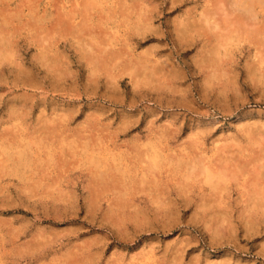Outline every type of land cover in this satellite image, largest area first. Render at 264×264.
I'll return each mask as SVG.
<instances>
[{
	"label": "rangeland",
	"instance_id": "1",
	"mask_svg": "<svg viewBox=\"0 0 264 264\" xmlns=\"http://www.w3.org/2000/svg\"><path fill=\"white\" fill-rule=\"evenodd\" d=\"M175 1L0 0V35L4 29L10 35L15 31L11 40L16 54L10 51L14 56L5 59L0 53V153L7 158H0V264H169L176 255L185 257L180 264H193L194 255L202 264L224 257L264 262L236 248L208 246L214 238L216 243L231 239L243 248L264 245V230L247 243L238 220L249 203L252 169L246 162L256 150L250 149L245 129L251 136L257 129L264 141V12L244 23L239 18L244 6H234L239 0ZM179 19L186 27L184 40ZM63 21L69 30L57 25ZM224 33L228 38L241 34V42L228 48ZM43 36L58 43L55 50L65 63L60 79L31 64L41 61L35 48L46 42ZM80 43L108 45L119 54L116 59H123L119 70L103 66L92 76ZM147 61L166 75L150 77L143 67ZM256 68L260 72L254 73ZM10 113H17L19 120L13 122ZM44 116L51 121L49 131L58 132L47 133ZM35 129L42 130L43 137L33 134ZM17 135L22 137L13 142ZM230 145L242 158L236 157V164L247 170L244 175L221 179L213 189L206 175L191 174V158L205 155L215 161L220 148ZM212 195L222 213L228 207L233 213L234 227L226 226L223 237L215 235L207 220L189 227L195 212L210 206Z\"/></svg>",
	"mask_w": 264,
	"mask_h": 264
},
{
	"label": "bare ground",
	"instance_id": "2",
	"mask_svg": "<svg viewBox=\"0 0 264 264\" xmlns=\"http://www.w3.org/2000/svg\"><path fill=\"white\" fill-rule=\"evenodd\" d=\"M22 1V0H21ZM85 1H87V0H85ZM175 1V0H174ZM178 1V0H177ZM177 1H175L176 3H177ZM233 1V0H232ZM23 2H24V0H23ZM22 2V3H23ZM93 1H91V3H92ZM95 3V2H94ZM145 3V2H144ZM236 2H234V6H236V5H240V4H242V6H244V14L242 15V17H239L240 19L241 18H243L242 19V22H244V21H246L247 19L249 20V22H250V20H253V19H257L263 12H264V0H239V2L237 3V4H235ZM3 4V2L1 3V5ZM29 4V3H28ZM86 4V2L83 4V5H85ZM219 4H220V2H219ZM8 5V4H7ZM223 5V4H222ZM232 5L233 4H231V6H230V8H232ZM4 6H5V4H4ZM18 6V5H17ZM55 6V5H54ZM86 6V5H85ZM93 6V5H92ZM96 6V5H95ZM131 6V5H130ZM208 6V5H207ZM216 6V5H215ZM3 7V6H2ZM7 7V6H6ZM28 7V6H27ZM89 7V6H88ZM239 7V6H238ZM18 8V7H17ZM22 8V7H21ZM21 8H19V9H21ZM104 8V7H103ZM215 8H217V7H215ZM214 8V9H215ZM243 8V7H242ZM85 9V8H84ZM89 9V8H88ZM97 9H98V7H97ZM212 9V8H211ZM239 9V8H238ZM237 9V7H236V10H238ZM3 10V9H2ZM5 10V9H4ZM4 10H3V13L2 14H4ZM15 10V9H14ZM83 10V9H82ZM92 10V9H91ZM115 10V9H114ZM113 10V11H114ZM145 10V9H144ZM219 10L220 9H217V11L219 12ZM235 10V9H234ZM240 10V9H239ZM238 10V11H239ZM242 10V11H243ZM5 11H7V8H6V10ZM17 11V10H16ZM15 11V12H16ZM70 11H71V9H70ZM148 11V10H147ZM216 11V10H215ZM221 11V10H220ZM232 11V10H231ZM2 12V11H1ZM8 12V11H7ZM38 12V11H37ZM57 12V11H56ZM58 12H61V11H58ZM92 12V11H91ZM90 12V13H91ZM123 12V11H122ZM62 13V12H61ZM88 13V12H87ZM114 13V12H113ZM1 14V13H0ZM70 14H71V12H70ZM75 14V13H74ZM73 14V15H74ZM153 14V13H152ZM232 14V13H231ZM264 14V13H263ZM262 14V15H263ZM31 15V14H30ZM54 15H55V13H54ZM83 15L84 16H86L84 13H83ZM82 15V16H83ZM145 15V14H144ZM193 15V14H192ZM213 15V14H212ZM214 15H216V13L214 14ZM219 15H221V14H219ZM218 14H217V16H219ZM224 15V14H223ZM226 15V14H225ZM238 15H240L239 13H238ZM5 16V15H4ZM59 16H60V18H61V14H59ZM58 16V17H59ZM80 16V15H79ZM112 16V15H111ZM132 16V15H131ZM147 16V15H146ZM187 16V15H186ZM208 16V15H207ZM210 16V15H209ZM32 17V16H31ZM56 17V16H55ZM58 17H56L57 19H58ZM74 17V16H73ZM81 17V16H80ZM89 17V16H88ZM87 17V18H88ZM144 17V16H143ZM151 17V16H150ZM82 18V17H81ZM145 18V17H144ZM148 18V17H147ZM181 18H183V17H181ZM209 18V17H208ZM221 18V17H220ZM238 18V17H237ZM264 18V17H263ZM1 20H2V18H0ZM11 19V18H10ZM34 19V18H33ZM42 19V18H41ZM54 20H55V18H53ZM199 19V18H198ZM35 20H37V19H35ZM34 20V21H35ZM58 20H61V19H58ZM63 20V19H62ZM66 20V19H65ZM69 20V19H68ZM70 20H71V18H70ZM148 20H150V19H147L146 20V23H148L147 21ZM180 20V19H179ZM187 20V19H186ZM190 20V19H189ZM204 20V19H203ZM216 20V19H215ZM214 20V21H215ZM218 20H219V18H218ZM218 20H216V22L218 21ZM225 20V19H224ZM232 20V19H231ZM248 20L246 21V22H248ZM8 19L6 20V17H4V19H3V23H4V25H7V23H8ZM39 21V20H38ZM82 21V20H81ZM89 21V20H88ZM192 21V20H191ZM198 21V20H197ZM214 21H211V22H214ZM220 21H222V20H219L217 23L218 24H220ZM227 21V20H226ZM229 21H230V19H229ZM233 21V20H232ZM35 22H37V21H35ZM42 22V21H41ZM51 22H52V20H51ZM58 22V21H57ZM67 22V21H66ZM65 22V23H66ZM86 22V21H85ZM151 22V21H150ZM178 22V21H177ZM180 23H179V27H181L180 29L182 30L180 33H179V37L182 39V40H184L186 37H185V35H186V27H185V25H184V22L182 21L181 22V20L179 21ZM187 22V21H186ZM185 22V23H186ZM210 22V23H211ZM231 22V21H230ZM11 23H13V20L11 21ZM67 23H69V22H67ZM73 23V22H72ZM72 23H71V25H72ZM80 23V22H79ZM135 23V22H134ZM145 22H143V25H147V24H144ZM189 23V22H188ZM193 23V22H192ZM210 23H207L208 25L210 24ZM223 23H225L224 21L222 22V26H225L226 27V25L228 24V23H225V24H223ZM232 24H233V22H231ZM245 23V22H244ZM262 23V22H261ZM54 24H55V22H54ZM63 24V28H65V27H67L69 24H67V26H65L64 25V21L63 22H59L57 25H62ZM78 24V23H77ZM76 24V25H77ZM89 24V23H88ZM232 24H231V26H232ZM234 24H235V22H234ZM53 25V24H52ZM84 25V24H83ZM83 25H82V27H83ZM149 25V24H148ZM211 25H212V23H211ZM211 25H209V28H210V26ZM215 25V24H214ZM53 26H55V25H53ZM65 26V27H64ZM79 26V25H78ZM85 26V25H84ZM137 26V25H136ZM218 27V25H215V27ZM220 26V25H219ZM228 26V28L229 29H227L226 31H228V30H230L231 29V27H230V25L228 24L227 25ZM256 26V25H255ZM1 27H2V25H1ZM4 27V26H3ZM39 27V26H38ZM70 27V26H69ZM71 27H74V25H72ZM71 27H70V30H71ZM86 27V26H85ZM152 27V26H151ZM150 27V28H151ZM212 28H213V26H211ZM214 27V28H215ZM221 27V26H220ZM238 27H240V26H238ZM246 27V26H245ZM257 27V26H256ZM263 27V26H262ZM261 27V28H262ZM35 28V27H34ZM60 28H61V26H60ZM62 28V29H63ZM68 28V27H67ZM79 28V27H78ZM99 28V27H98ZM194 28V27H193ZM227 28V27H226ZM237 28V27H236ZM235 28V30L236 31H238L237 29ZM250 28V27H249ZM38 29H40V28H38ZM54 29V28H53ZM56 29H59V28H57L56 27ZM56 29H54V30H56ZM61 29V30H62ZM76 29V28H75ZM86 29V28H85ZM85 29H83V30H81V29H79L80 30V33L81 32H83V33H85ZM144 29V28H143ZM142 29V30H143ZM216 29H220V28H216ZM223 29V28H222ZM222 29H220V30H222ZM242 29V28H241ZM263 29V28H262ZM47 30V29H46ZM51 30H52V28H51ZM68 30H69V28H68ZM72 30H74V28H72ZM78 29H77V31H79ZM97 30V29H96ZM146 30V29H145ZM197 30V29H196ZM215 30V29H214ZM213 30V31H214ZM240 30V29H239ZM10 31V30H9ZM50 31V30H49ZM49 31H47V32H49ZM53 31V30H52ZM51 31V32H52ZM58 31V30H57ZM87 31V30H86ZM216 31V30H215ZM232 30H230V32H231ZM2 32H4L3 33V35L0 37V53H4L6 56H5V59H6V57L9 55H11V57H13L14 55H16L15 54V52L12 50V38H13V34H15L14 32H13V34L11 33V35L10 34H7V32L8 31H6L5 29L2 31ZM10 32H12V31H10ZM54 32H56V31H54ZM54 32H52V34L54 33ZM201 32V31H200ZM220 32V31H219ZM222 32V31H221ZM220 32V33H221ZM229 31H228V33H230ZM77 33V32H76ZM83 33H81V35L83 34ZM241 33V32H240ZM0 34H2V33H0ZM51 34V35H52ZM68 34V33H67ZM77 34H79V33H77ZM225 34V35H224ZM223 35L226 37L227 36V33H224ZM232 35L230 36V38H228V37H224L223 36V44L225 43L226 45H227V47L229 46L230 47V45H232V43H240L241 42V39H242V37H240L241 39H238L239 38V36H241V34L240 35H238L237 36V33L235 34V33H231ZM235 34V35H234ZM80 35V34H79ZM195 35V34H194ZM222 35V34H221ZM221 35H218V36H221ZM245 35V34H244ZM41 36V35H40ZM40 36H39V39H40ZM49 36V35H48ZM86 36V35H85ZM90 36V35H89ZM89 36H87L88 38H89ZM229 36V35H228ZM79 38V37H78ZM77 38V39H78ZM83 38V37H82ZM92 38V37H91ZM90 38V39H91ZM179 38V39H180ZM225 38V39H224ZM247 38V37H246ZM248 38H250L249 36H248ZM37 39V36L35 37V40ZM43 39H44V36H43ZM41 40L42 42L43 41H46V42H44V43H37L36 44V50H37V57H39L40 58V60L41 61H37L38 62V64H36V62H30L31 64H33L34 66H37L38 68H39V65H40V67H43V68H45L46 69V71L48 72V73H51V74H53L52 75V77H56V78H59L60 79V77H58V76H60V75H63V68H64V66H65V63H63V61H62V59L60 58V57H58V51L56 52V50L55 49H57L56 48V45L58 44V43H56V42H52L50 39L49 40H46V39H44V40ZM87 39V38H86ZM89 39V40H90ZM94 39V38H93ZM93 39H91V40H93ZM222 39V38H221ZM255 39V38H254ZM15 40V39H14ZM78 40H81V38H79ZM220 40V39H219ZM218 40V41H219ZM253 40V39H252ZM259 40V39H258ZM36 41H38V40H36ZM58 41V40H57ZM96 41V40H95ZM145 41V40H144ZM14 42V41H13ZM35 42V41H34ZM40 42V41H39ZM86 42V41H85ZM87 42H88V40H87ZM90 42H92V41H90ZM97 42V41H96ZM186 42V41H185ZM15 43V42H14ZM82 43H80L79 44V46L81 45ZM90 44V43H89ZM102 44H104L105 45V43L103 42ZM109 44V43H108ZM222 44V43H221ZM218 45V44H217ZM225 45V46H226ZM109 46L111 47V45L109 44ZM18 47V46H17ZM107 48H104V47H100V46H98V47H96V45H94L93 43L91 44V45H83L82 44V55H81V57H84V59H87L88 60V67L90 68L89 69V71H90V73H91V75L92 76H97L99 73H101V69H102V67L103 66H105L104 67V69L106 68H109V69H111V67L113 68L112 70H116V69H118L119 70V67H120V64H122L123 63V59L120 57V58H117L116 59V57L115 56H117V57H119V54H117L116 53V55H114V52H111L110 51V49H108V45L106 46ZM226 47V48H227ZM228 47V48H229ZM256 47V46H255ZM80 48V47H79ZM78 48V49H79ZM126 48V47H125ZM218 48H221L220 47V45L218 46ZM15 49V48H14ZM59 49V48H58ZM34 50V49H33ZM118 50V49H117ZM14 54H12L11 52ZM127 51V50H126ZM125 51V53L124 54H129V53H127ZM224 51H225V47H224ZM261 51V50H260ZM27 52V51H26ZM80 52H81V49H80ZM116 52H118V51H116ZM120 52H122V51H120ZM205 52V51H204ZM9 53H11V54H9ZM225 53V52H224ZM122 54V53H121ZM227 54V53H226ZM257 54V53H256ZM20 55V54H19ZM232 55V54H231ZM259 56H260V54H258ZM1 56V55H0ZM122 56V55H121ZM125 56V55H124ZM157 56V55H156ZM2 57H4V56H2ZM112 57H114L115 58V60H114V58H112ZM258 57V56H257ZM151 58V57H150ZM216 58V57H215ZM222 58V57H221ZM224 58V57H223ZM264 58V57H263ZM3 59V58H2ZM1 58H0V60H2ZM118 59L121 61V63H119L118 62ZM160 59V58H159ZM8 60H9V58H8ZM15 60H16V58H15ZM36 60H38V59H36ZM213 61L212 62H215L214 60L215 59H212ZM258 60V59H257ZM19 61V60H18ZM115 61H117L118 62V64H113ZM126 61V60H125ZM145 61V60H144ZM218 61H219V59H218ZM235 61H236V59H235ZM261 61H263V60H261ZM5 62V61H4ZM14 62V61H13ZM17 62V61H16ZM15 62V63H16ZM27 62V61H26ZM140 62H142V61H140ZM148 62V61H147ZM221 62V61H220ZM256 62V61H255ZM3 63V62H2ZM87 63V62H86ZM143 63V62H142ZM159 63V62H158ZM204 63V62H203ZM218 64L219 62H215V64ZM13 64V63H12ZM130 64H132V63H130ZM135 66H136V64L135 63H133ZM145 64L146 65H143V67H144V69L143 68H141L140 67V69L142 70H144V71H147V73H148V75H150V77H152L153 78V76L155 75V74H157V73H159V72H163L162 74L165 76L166 75V72L167 71H160V70H156V68H155V65H153V63L152 62H148V63H146L145 62ZM167 64V63H166ZM209 64V63H208ZM212 64V66H213V63H211ZM220 64H222V63H220ZM1 65V64H0ZM15 65V64H14ZM126 65V64H125ZM127 65H129V64H127ZM21 66V65H20ZM107 66V67H106ZM141 66V65H140ZM256 66H257V64H256ZM31 67V66H30ZM33 67V66H32ZM37 67H36V69H37ZM129 67V66H128ZM130 67H132L133 68V66H130ZM136 67H138V66H136ZM209 67H210V64H209ZM213 67H215V66H213ZM132 68L131 69H129V70H132ZM167 68V67H166ZM19 69H20V67H19ZM35 69V70H36ZM40 70H41V68H39ZM261 70L260 71H262L261 73H263V70H264V68H263V66L260 68ZM139 70V69H138ZM259 70V68H256L255 69V71H254V73L255 72H260V71H258ZM174 71V70H173ZM22 73H23V71H21ZM216 72H218V71H216ZM57 73V74H56ZM110 73V72H109ZM114 73V72H113ZM113 73H112V75H113ZM123 73H127V72H123ZM23 74H25V73H23ZM23 74H21V75H23ZM111 74V73H110ZM116 74V73H115ZM137 74V73H136ZM141 74V73H140ZM143 74V73H142ZM215 74V73H214ZM213 74V75H214ZM218 74V73H217ZM257 74H259V73H257ZM58 75V76H57ZM105 75V74H104ZM107 75H109L108 73H107ZM119 75V74H118ZM122 75V74H121ZM121 75H120V78H121ZM161 75V74H160ZM170 75V74H169ZM172 75H174V74H172ZM17 76V75H16ZM43 76V75H42ZM111 76V75H110ZM109 76V77H110ZM114 76V75H113ZM158 76V75H157ZM257 76V75H256ZM260 76V75H259ZM259 76H257V77H259ZM112 77V76H111ZM144 77V76H143ZM147 77V76H146ZM159 77V76H158ZM157 77V78H158ZM162 77V76H161ZM263 78H264V76H262ZM112 78H114V77H112ZM116 78H118V76L116 77ZM116 78H114L113 80H115ZM133 78V77H132ZM167 78V77H166ZM252 78V77H251ZM137 79V78H136ZM162 79V78H161ZM164 79V78H163ZM173 79V78H172ZM176 79V78H175ZM253 79V78H252ZM34 80V79H33ZM88 80V79H87ZM112 80V79H111ZM96 81V80H95ZM141 81H142V79H141ZM140 81V82H141ZM161 81V80H160ZM170 81V80H169ZM179 81V80H178ZM258 81H259V79H258ZM136 82H137V80H136ZM218 82V81H217ZM223 82V81H222ZM98 83V82H97ZM174 83V82H173ZM229 83V82H228ZM112 84V83H111ZM118 83H116L115 82V85H117ZM163 84V83H162ZM212 86H214V85H212ZM3 87V86H2ZM14 87V86H13ZM114 88L116 89V87L114 86ZM117 88H118V86H117ZM214 90V89H213ZM221 91V90H220ZM63 92V91H62ZM92 92V91H91ZM255 92V91H254ZM3 94V93H2ZM27 94V93H26ZM163 94V93H162ZM108 95V94H107ZM2 97V96H1ZM93 98V97H92ZM259 98V97H258ZM258 98H256L255 100L257 101V102H259L260 101V99H259V101L257 100ZM1 100V99H0ZM24 101H25V99H24ZM47 101V100H46ZM11 103V102H10ZM12 105V104H11ZM39 107V106H38ZM10 108V107H9ZM33 108H34V106H33ZM53 108V107H52ZM21 109V108H20ZM41 109V108H40ZM19 110V109H18ZM29 110V109H28ZM35 110V109H34ZM104 110V109H103ZM15 111H16V109H15ZM25 111V110H24ZM4 112V111H3ZM17 112V111H16ZM21 112V111H20ZM45 112V111H44ZM227 113V112H226ZM10 114H12L11 116H13V119L12 120H14L13 122H15V121H17V120H19V116H16V114L14 113H10ZM23 114V113H22ZM26 115V114H25ZM40 115H42V114H40ZM54 115V114H53ZM59 115V114H58ZM57 115V116H58ZM232 115V114H231ZM262 115V114H261ZM11 116H8V117H11ZM62 116H64V114H62ZM62 116H61V118H62ZM74 116V115H73ZM43 117V116H42ZM52 117V116H51ZM92 117V116H91ZM98 117V116H97ZM26 118V117H25ZM47 117H45L44 116V118H42V121L43 122H46L45 123V130L47 131V133L48 132H51V131H49V128L47 127L48 126V123H50L51 121H50V119L49 120H47L46 119ZM61 118L59 119V120H61ZM250 118H252V117H250ZM21 119V118H20ZM23 119V118H22ZM27 119V118H26ZM56 119V118H55ZM52 120H54L53 118H52ZM64 120V119H63ZM25 121V120H24ZM65 121V120H64ZM89 121V120H88ZM125 121V120H124ZM250 121V120H249ZM9 122V121H8ZM23 122V121H22ZM53 122V121H52ZM66 122H67V120H66ZM126 122V121H125ZM255 122V121H254ZM259 122V121H258ZM263 122V121H262ZM60 123V122H59ZM82 123V122H81ZM256 123V122H255ZM260 123V122H259ZM15 124V123H14ZM13 124V125H14ZM54 124V123H53ZM86 124V123H85ZM88 124V123H87ZM252 124H254V123H252ZM18 125V124H17ZM90 125V124H89ZM19 126H21V125H19ZM53 126V125H52ZM246 126V125H245ZM255 126H257V124L255 125ZM261 126V125H260ZM6 127V126H5ZM19 128L18 126H16L15 125V128ZM33 127V126H32ZM175 127V126H174ZM10 128H11V126H10ZM56 128V127H55ZM245 128V127H244ZM261 128H262V126H261ZM21 129V128H20ZM34 129V128H33ZM264 129V128H263ZM16 130V129H15ZM126 130V129H125ZM193 130V129H192ZM11 131V130H10ZM17 131V130H16ZM55 131V130H54ZM53 131V128H52V132H54ZM56 131H57V128H56ZM55 131V132H56ZM204 131V130H203ZM202 131V132H203ZM256 131H258L257 129H255L254 130V132H253V134L255 135L256 134ZM51 132V133H52ZM58 132V131H57ZM199 132V131H198ZM197 132V133H198ZM202 132H199V133H202ZM239 132V131H238ZM242 132H244V131H242ZM241 132V133H242ZM263 132V131H262ZM17 133H19L18 131H17ZM162 133V132H161ZM203 133H205V132H203ZM237 133V132H236ZM240 133V132H239ZM248 133V139H247V141L248 142H250L251 143V150L253 149L252 147H254L255 149V151H252V152H250V157L252 156V158H251V160H248L246 163H248V164H251V169H252V172L250 173V171L248 172L249 173V177H250V183H249V187H250V189H249V191H250V194H249V203L247 204V206H245L246 208H244V210L239 214V217H238V220L240 221V223H241V225H240V228L242 227L244 230V233L243 234H245L243 237H244V239H246V241H247V243H252V241L264 230V141H262L261 140V135H258V134H256L255 135V138L253 137L254 135H252L251 136V131L249 132L248 130L246 131V129H245V132H244V134H247ZM33 134H39L40 135V137L42 136L43 137V134H45L42 130H34V132H33ZM33 134H32V136H33ZM238 134V133H237ZM243 134V135H244ZM260 134H262V133H260ZM47 135V134H46ZM169 135V134H168ZM235 135V134H234ZM240 135H242V134H240ZM24 136V135H23ZM201 136V135H200ZM257 136V137H256ZM258 136H260V137H258ZM14 137V136H13ZM22 137V135H17L16 137H14L13 138V142H16V140L17 139H19V138H21ZM35 137H37V135H35ZM232 137V136H231ZM236 137H238L239 138V136H236ZM241 137V136H240ZM9 138H11V137H9ZM70 138V137H69ZM195 138V137H194ZM233 138V137H232ZM244 138V137H243ZM39 139V138H38ZM68 139V138H67ZM196 139V138H195ZM194 139V140H195ZM23 140H25V139H23ZM197 140V139H196ZM195 140V141H196ZM229 140V139H228ZM233 140V139H232ZM239 140H240V138H239ZM238 140V141H239ZM2 141H4V140H2ZM66 141V140H65ZM101 141V140H100ZM235 141V140H234ZM240 141H242V140H240ZM198 142V141H197ZM24 143V142H23ZM91 143V142H90ZM224 143V142H223ZM228 143V142H227ZM239 143V142H238ZM241 143V142H240ZM239 143V144H240ZM25 144V143H24ZM27 144H28V141H27ZM31 144V143H30ZM29 144V145H30ZM192 145V144H191ZM221 145V144H220ZM234 145H236V144H234ZM78 146V145H77ZM21 147H24L23 145H21ZM27 147V146H26ZM241 147V146H240ZM6 148V147H5ZM28 148V147H27ZM221 148H223V149H221ZM220 148V150L218 151L219 153H217L216 155H217V157H215V161H213L211 158H209V157H206L205 155L204 156H202V158H191L189 161H186L185 160V164H186V162H189L188 163V167H189V169L191 170L190 172H191V174L192 175H199V174H203L204 176L206 175L207 176V179L212 183V185H211V187H213V189H215L216 188V186H218V182L221 180V179H223V180H228L229 179V176H230V178L231 179H234V177L236 176V177H240L239 175H242L241 173H243V175H244V171L246 170L245 168H242L241 170H240V167L242 166H239V164H236V163H238V159L239 160H241L242 158L241 157H238L237 156V154H234V153H232L231 152V150L232 149H230L231 148V145H230V147H226V146H222ZM238 148V147H237ZM24 149H25V147H24ZM188 149V148H187ZM205 149V148H204ZM227 149V150H226ZM244 149V148H243ZM15 150V149H14ZM17 150V149H16ZM15 150V151H16ZM248 150V149H247ZM20 151V150H19ZM26 152H27V150H25ZM74 151V150H73ZM245 151H246V149H245ZM66 152V151H65ZM220 152H222L223 154H220ZM256 152V153H255ZM2 153V152H1ZM0 153V158L1 157H3V160L4 159H7L6 158V156H4V155H2ZM60 153V152H59ZM18 154H20V153H18ZM25 154V152H23V155ZM201 154V153H200ZM20 155H22V152H21V154ZM19 155V156H20ZM74 155V154H73ZM240 155V154H239ZM63 156V155H62ZM245 156H246V154H245ZM244 156V157H245ZM15 157V156H14ZM13 157V158H14ZM139 157V156H138ZM201 157V156H200ZM214 157V156H213ZM236 157L238 158V159H236ZM249 157V156H248ZM249 157V158H250ZM241 158V159H240ZM15 159L16 160H18L16 157H15ZM61 159V158H60ZM84 159V158H83ZM187 159V158H186ZM216 159H218V160H216ZM247 160V159H246ZM245 160V161H246ZM1 162H2V160H0ZM10 161V160H9ZM20 161V160H19ZM4 162V161H3ZM24 162V161H23ZM71 163V162H70ZM141 163V162H140ZM22 164V163H21ZM149 164V163H148ZM184 164V165H185ZM240 164H241V162H240ZM2 166L3 165H1L0 166V168H2ZM148 166V165H147ZM93 167V166H92ZM153 167V166H152ZM243 167V166H242ZM4 168V167H3ZM145 168V167H144ZM16 169V168H15ZM48 169V168H47ZM146 169V168H145ZM245 169V170H244ZM1 170V169H0ZM8 171V170H7ZM34 171V170H33ZM247 171V170H246ZM1 172V171H0ZM110 172V171H109ZM115 172V171H114ZM248 173H246V174H248ZM43 174V173H42ZM93 175V174H92ZM188 175V174H187ZM40 176V175H39ZM122 176V175H121ZM44 177V176H43ZM114 177V176H113ZM115 178V177H114ZM97 179V178H96ZM248 179V178H247ZM194 180V179H193ZM240 180V179H239ZM33 181V180H32ZM200 180H198V182H199ZM229 181V180H228ZM142 182V181H141ZM146 182V181H145ZM184 182V181H183ZM226 182V181H225ZM236 183V182H235ZM40 184V183H39ZM146 184V183H145ZM152 184V183H151ZM214 184V185H213ZM106 185V184H105ZM189 185V184H188ZM220 185V184H219ZM244 186V185H243ZM246 186V185H245ZM153 187V186H152ZM189 187V186H188ZM28 188V187H27ZM51 188V187H50ZM218 188H219V186H218ZM223 188H224V186H223ZM58 189V188H57ZM126 189V188H125ZM215 192V191H214ZM241 192H243V191H241ZM198 193V192H197ZM217 193V192H216ZM216 193H215V195H216ZM246 193V192H245ZM218 194V193H217ZM214 195V194H213ZM212 195V196H213ZM68 196V195H67ZM97 196H99V194L97 195ZM210 196V195H209ZM244 196V195H243ZM245 197V196H244ZM247 197H248V195H247ZM246 197V198H247ZM211 199H214V200H211ZM210 200V203L208 204V205H210V206H205L204 205V210H202V212H198L197 213V215H196V212H195V215H194V217H193V220L191 221L192 222V224L193 225H189V227H193V229H195L196 227H198L197 225H198V222H200V221H205L206 222V220L208 221V222H210V225H212V226H214L215 227V230L217 231L216 232V234L215 235H219V236H221V237H223V234H224V231H227V229H226V226H228L231 222V220H232V218H233V213H232V211H230L229 210V207H228V210H224L223 211V213H222V211H221V206L218 204V202H216V200H215V198H214V196L211 198ZM218 199H220L219 197H218ZM97 200V199H96ZM176 201V200H175ZM213 201H215V204L216 205H214L213 204ZM218 201V200H217ZM220 201V200H219ZM247 201V200H246ZM245 201V202H246ZM110 203V202H109ZM169 204V203H168ZM228 204V203H227ZM172 205V204H171ZM178 205V204H177ZM187 205H189V204H187ZM95 206V205H94ZM96 207V206H95ZM179 207V206H178ZM111 208H113V207H111ZM166 208V207H165ZM188 208V207H187ZM203 208V207H202ZM224 208V207H223ZM140 209V208H139ZM225 209H227V208H225ZM120 210V209H119ZM136 210V209H135ZM138 210V209H137ZM199 210V209H198ZM220 210V211H219ZM117 211V210H116ZM129 214V213H128ZM210 217V218H209ZM232 221H234V220H232ZM138 224V223H137ZM137 226V225H136ZM140 226V225H139ZM230 226L231 227H234V225H232V224H230ZM171 227V226H170ZM207 228H208V225H207ZM228 228V227H227ZM230 228V227H229ZM208 230V229H207ZM237 230H239V229H237ZM212 231V230H211ZM252 231H254V233L252 232ZM236 232V231H235ZM238 232V231H237ZM233 234H234V232H233ZM237 234V233H236ZM210 235H212V234H210ZM261 235H263V233L262 234H260V236ZM237 236V235H236ZM215 237V236H214ZM220 237V238H221ZM225 237V236H224ZM234 238V237H233ZM215 239V238H214ZM211 240V242L209 243V245L208 246H210L212 249H219V248H221V247H223V246H226V247H232V248H236L237 249V253H239V254H254L255 255V257H258L259 259L260 258H264V245H263V248H262V246L260 247V246H258L257 244L256 245H254L253 247H247V248H243L242 246H241V244H236L234 241H232L231 239L230 240H228V241H226V242H222V241H220L221 239H219V243H216V241L217 240ZM226 240V239H225ZM224 240V241H225ZM262 240V239H261ZM259 241V240H258ZM218 242V241H217ZM237 242V241H236ZM254 242V241H253ZM178 245V244H177ZM220 246V247H218V246ZM191 246V245H190ZM217 247V248H216ZM257 247H260V248H258V250H257ZM153 248V247H152ZM184 248V247H183ZM187 249V248H186ZM253 250V251H252ZM168 251V250H167ZM170 251V250H169ZM176 252V251H175ZM183 252V251H182ZM232 253V252H231ZM232 254H234V253H232ZM165 255V254H164ZM180 255V254H179ZM174 257V256H173ZM184 255H180V257L178 256L177 257V255H176V257H174L173 258V261H174V264H176V262H178L177 264H180V263H182V261L184 260ZM169 259V258H168ZM164 260V259H163ZM264 260V259H263ZM160 261V260H159ZM173 261H171V258H170V261L168 262L169 264H173ZM245 262V260L243 259L242 260V258L241 259H238V260H236L235 259V257H231V258H225L224 257V259L221 261V262H218V263H213V262H211V261H209L208 263H210V264H258L259 262L257 261V259L255 258L254 260L252 259V260H250L249 262H246V263H244ZM192 262H193V264H202V259H200V257L197 255L196 257H195V255H194V258H192ZM167 263V262H166ZM261 264H264V262L263 263H261Z\"/></svg>",
	"mask_w": 264,
	"mask_h": 264
}]
</instances>
